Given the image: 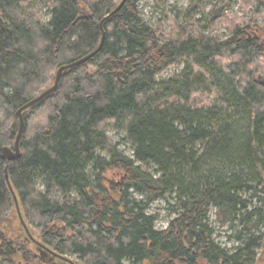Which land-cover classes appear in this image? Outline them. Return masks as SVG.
<instances>
[{
	"label": "trees",
	"instance_id": "trees-1",
	"mask_svg": "<svg viewBox=\"0 0 264 264\" xmlns=\"http://www.w3.org/2000/svg\"><path fill=\"white\" fill-rule=\"evenodd\" d=\"M118 1L0 0V264H36L37 255L4 178L15 112L97 46ZM234 1L217 0L206 34L171 22L174 36L161 42L138 0H125L101 50L32 112L6 172L38 242L78 264L254 262L264 242L229 253L207 225L210 208L231 218L238 191L264 188V0L238 1L254 28L225 13ZM219 25L224 40L211 36ZM171 196L175 218L157 230L147 206Z\"/></svg>",
	"mask_w": 264,
	"mask_h": 264
},
{
	"label": "rangeland",
	"instance_id": "rangeland-1",
	"mask_svg": "<svg viewBox=\"0 0 264 264\" xmlns=\"http://www.w3.org/2000/svg\"><path fill=\"white\" fill-rule=\"evenodd\" d=\"M238 1L235 0L225 13L230 18H239L242 26L249 24L254 28L251 14L241 9ZM29 4L35 5L34 2ZM217 6V0H138L137 3L140 18L156 32L161 42L174 36L171 22L189 28L193 34H206L208 22L212 19ZM37 8L42 16V22L47 24L49 16L46 7L42 5ZM229 35V32L220 25L211 33V36L219 40H224ZM176 72H178L177 69L170 70L161 79H167ZM109 135L119 151L128 158H132V147L125 136L116 130H111ZM236 195L241 205L236 208L231 218L221 217L216 208H210L207 215V225L211 230L214 243L229 253L244 248L250 240L260 239L264 242V188L248 184ZM133 198L144 199L136 194ZM172 198L173 196L159 199L147 206L146 212L154 218L155 229H166L175 218L178 209ZM252 253L255 255L252 264H262L264 245ZM70 258L77 259L72 255Z\"/></svg>",
	"mask_w": 264,
	"mask_h": 264
},
{
	"label": "water",
	"instance_id": "water-1",
	"mask_svg": "<svg viewBox=\"0 0 264 264\" xmlns=\"http://www.w3.org/2000/svg\"><path fill=\"white\" fill-rule=\"evenodd\" d=\"M125 0H119L116 3V6L114 9L105 17L103 18L99 25V33H100V39L98 41L97 46L86 56L83 58L72 62L70 64L61 66L53 75L51 78V81L49 85L36 97L31 99L29 102H27L25 105L20 107L14 115V121L9 129V139H10V146L4 147L2 149V159L5 163V182L7 184L8 190L11 195L12 203L19 221V224L21 228L23 229V232L25 234V240L30 242L37 251V254L40 255L42 259H49V255L52 258H55L62 262H67L70 264H74V261L70 260L69 258H66L65 256H60L50 249L46 248L44 245H42L40 242H38L32 235L30 226L24 221L20 209L18 206L17 198L12 190V187L10 186L8 176H7V167L9 163L17 160L20 157V146L23 140V134L25 130V121L31 116L32 112L38 108L44 101L54 96L56 91L58 90L59 81L62 77L67 75L68 73L72 72L73 70L77 69L78 67L82 66L83 64L90 61L102 48L103 43L105 41V31H104V25L110 21L115 14H117L121 7L123 6ZM47 258H43V257ZM46 262V260H45Z\"/></svg>",
	"mask_w": 264,
	"mask_h": 264
},
{
	"label": "flooded vegetation",
	"instance_id": "flooded-vegetation-1",
	"mask_svg": "<svg viewBox=\"0 0 264 264\" xmlns=\"http://www.w3.org/2000/svg\"><path fill=\"white\" fill-rule=\"evenodd\" d=\"M48 257V256H47ZM46 256L43 257V258H47ZM66 258H69L70 260L74 261V264H78L76 260L70 258L71 256H65ZM35 260H36V264H70V263H67V262H62V261H59L55 258H52L50 255H49V259H42L40 257V255H36L34 256ZM46 260V262H45Z\"/></svg>",
	"mask_w": 264,
	"mask_h": 264
}]
</instances>
